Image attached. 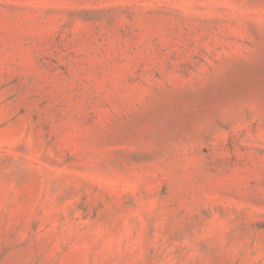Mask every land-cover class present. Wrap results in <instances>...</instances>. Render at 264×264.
I'll use <instances>...</instances> for the list:
<instances>
[{
	"label": "rangeland",
	"instance_id": "rangeland-1",
	"mask_svg": "<svg viewBox=\"0 0 264 264\" xmlns=\"http://www.w3.org/2000/svg\"><path fill=\"white\" fill-rule=\"evenodd\" d=\"M0 264H264V0H0Z\"/></svg>",
	"mask_w": 264,
	"mask_h": 264
}]
</instances>
